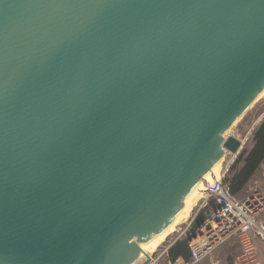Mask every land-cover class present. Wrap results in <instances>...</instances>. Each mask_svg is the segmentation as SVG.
I'll return each instance as SVG.
<instances>
[{
	"label": "water",
	"instance_id": "water-1",
	"mask_svg": "<svg viewBox=\"0 0 264 264\" xmlns=\"http://www.w3.org/2000/svg\"><path fill=\"white\" fill-rule=\"evenodd\" d=\"M263 92L264 0H0V264H137Z\"/></svg>",
	"mask_w": 264,
	"mask_h": 264
},
{
	"label": "built area",
	"instance_id": "built-area-1",
	"mask_svg": "<svg viewBox=\"0 0 264 264\" xmlns=\"http://www.w3.org/2000/svg\"><path fill=\"white\" fill-rule=\"evenodd\" d=\"M230 155L227 168L236 156ZM263 216L264 195L254 193L240 200L223 178L214 177L204 183L202 197L187 221L177 226L148 258L140 257L137 264H175L179 260L171 259L170 249L179 242L188 244L190 258L185 264H198L231 239L241 246L239 264H262L258 243L264 242Z\"/></svg>",
	"mask_w": 264,
	"mask_h": 264
},
{
	"label": "trees",
	"instance_id": "trees-1",
	"mask_svg": "<svg viewBox=\"0 0 264 264\" xmlns=\"http://www.w3.org/2000/svg\"><path fill=\"white\" fill-rule=\"evenodd\" d=\"M264 162V117L260 125L255 129L252 137V145L249 149L243 150L230 166L223 182L232 194L242 193L251 183L262 163ZM240 244L236 239H231L222 245L211 258H206L198 264H231L240 253ZM239 248V252H238ZM188 244L179 242L170 249L172 259L183 257L188 259Z\"/></svg>",
	"mask_w": 264,
	"mask_h": 264
},
{
	"label": "rangeland",
	"instance_id": "rangeland-1",
	"mask_svg": "<svg viewBox=\"0 0 264 264\" xmlns=\"http://www.w3.org/2000/svg\"><path fill=\"white\" fill-rule=\"evenodd\" d=\"M264 117V96L259 97L249 108V110L234 124V126L230 129L225 137H235L239 141H244L242 143L241 149L238 154H236L232 163L229 164L227 168V164L230 161L231 155L226 154L223 158V162L221 164V174L220 177L223 178L226 176L228 169L234 163L236 158L240 155V153L249 149L252 145V137L255 129L260 125ZM264 186L249 184V186L240 194L237 195L238 199H244L254 193H260L264 195ZM264 218V216H263Z\"/></svg>",
	"mask_w": 264,
	"mask_h": 264
},
{
	"label": "bare ground",
	"instance_id": "bare-ground-1",
	"mask_svg": "<svg viewBox=\"0 0 264 264\" xmlns=\"http://www.w3.org/2000/svg\"><path fill=\"white\" fill-rule=\"evenodd\" d=\"M264 92L259 96L263 97ZM223 159L217 163L213 169L203 178L202 181L197 185V187L189 194V196L184 201L183 210L176 216L174 222L159 236L153 239L145 249L142 251L141 258H148L160 245H162L168 237L175 231V228L183 223H185L193 210L197 205L198 201L202 197V192L204 191V183L211 181L214 177H219L221 174V164Z\"/></svg>",
	"mask_w": 264,
	"mask_h": 264
},
{
	"label": "crops",
	"instance_id": "crops-1",
	"mask_svg": "<svg viewBox=\"0 0 264 264\" xmlns=\"http://www.w3.org/2000/svg\"><path fill=\"white\" fill-rule=\"evenodd\" d=\"M250 184L264 186V162L262 163L260 169L258 170L257 174L255 175V177L253 178V180L251 181ZM263 190H264V188H263ZM219 248H217L214 252H216ZM258 249H259V256H260L261 263L264 264V242H259L258 243ZM240 251H241V247H240ZM238 252H239V248H238ZM240 255H241V252L238 253L237 258L231 264H239L238 263V259H239ZM211 256H213V253L208 258H211ZM189 258H190V256H189ZM171 259H172V257H171ZM177 259L179 261L176 262L175 264H185L187 261H189L188 259H185L183 257H178V258L172 259V260L176 261ZM212 264H216V263L212 262Z\"/></svg>",
	"mask_w": 264,
	"mask_h": 264
}]
</instances>
